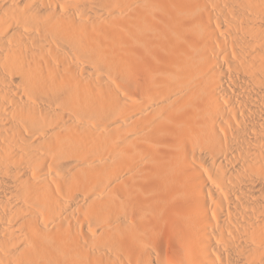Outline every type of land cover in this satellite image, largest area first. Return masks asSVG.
<instances>
[{"label": "bare ground", "instance_id": "6f19581e", "mask_svg": "<svg viewBox=\"0 0 264 264\" xmlns=\"http://www.w3.org/2000/svg\"><path fill=\"white\" fill-rule=\"evenodd\" d=\"M0 264H264V0H0Z\"/></svg>", "mask_w": 264, "mask_h": 264}]
</instances>
